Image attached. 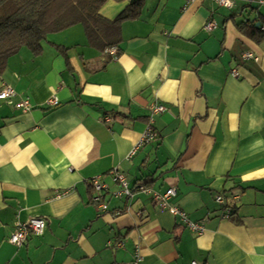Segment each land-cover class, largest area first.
<instances>
[{"label":"crops","instance_id":"1","mask_svg":"<svg viewBox=\"0 0 264 264\" xmlns=\"http://www.w3.org/2000/svg\"><path fill=\"white\" fill-rule=\"evenodd\" d=\"M129 2L107 0L99 12L114 19ZM260 17L264 0L231 9L143 0L120 23L114 59L80 24L48 35L38 55L10 56L0 77L15 91L0 100V264H132L136 255L138 264H264V36L235 25ZM52 96L57 105L46 104ZM23 99L30 110L16 106ZM153 102L165 107L154 116L158 136L128 157ZM113 169L130 200L112 195ZM95 176L108 186L106 211L91 202ZM141 185L174 188L169 203L204 231L188 230ZM33 217L46 219L43 234L10 243L15 219Z\"/></svg>","mask_w":264,"mask_h":264},{"label":"trees","instance_id":"2","mask_svg":"<svg viewBox=\"0 0 264 264\" xmlns=\"http://www.w3.org/2000/svg\"><path fill=\"white\" fill-rule=\"evenodd\" d=\"M106 1L0 0V77L8 58L21 48L38 55L42 49L41 43L48 35L77 24L83 27L88 44L101 52L117 45L120 41V23L139 15L143 0H130L125 10L114 19H107L99 12ZM258 18L241 19L235 25L258 40L264 36V17ZM153 128L155 130L154 125ZM232 214L231 211L229 215Z\"/></svg>","mask_w":264,"mask_h":264},{"label":"built area","instance_id":"3","mask_svg":"<svg viewBox=\"0 0 264 264\" xmlns=\"http://www.w3.org/2000/svg\"><path fill=\"white\" fill-rule=\"evenodd\" d=\"M185 4L193 3V2H201L202 0H184ZM217 6L223 7L226 9H231L235 6L237 0H211ZM203 28L205 31H212L216 28V23L213 20H208L204 23ZM112 59L117 57L118 49L115 46H111L105 50ZM244 59L253 58L254 60H258V57L253 56L250 52L243 53ZM232 76H237V71L232 69L230 71ZM15 94V91L12 86L9 84L3 83L0 87V100H8ZM47 105L54 106L58 104V100L56 97L52 96L47 99ZM23 111H28L32 108V105L28 101V99H23L16 105ZM165 107L157 102H153L150 106V112L148 115V120L145 126V131L140 141L137 143L135 147H133L128 155L131 157L136 150L144 143H148L154 140L157 136L156 131L153 128L154 116L164 112ZM112 176V180L117 185V190L112 193L114 197H124L127 200H130L133 197L134 190L129 186V183L126 179V176L123 172L118 169H113L110 171ZM89 184L92 188V196L91 202L95 204L101 211L107 210V203L105 202V195L109 193L108 186L101 180L100 176H95L89 179ZM139 190L143 192L150 193L152 195L153 200L161 209H167L174 217H176L179 222L184 225L191 232L200 235L204 231V225L201 221H192L188 218L185 211L180 209L179 207L172 205L169 203V199L176 194V190L174 188L167 189L164 193H158L153 191L143 185L138 187ZM67 193V190L60 191L56 193V196H62ZM216 202L223 204V197L221 195H217L215 197ZM231 212L230 209L226 210V215H229ZM46 228V219L44 217H33L28 219L27 221H20L18 218L15 219L13 223V231L9 236L8 241L16 246L22 245L29 236H40L43 234ZM122 243L118 242L116 245L120 246ZM132 264H138V255H136V259ZM189 264H199L197 261H191Z\"/></svg>","mask_w":264,"mask_h":264}]
</instances>
